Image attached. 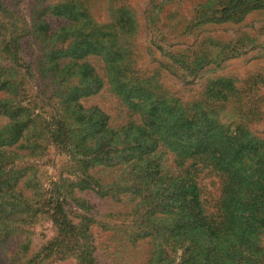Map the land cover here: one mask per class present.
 <instances>
[{
	"label": "rangeland",
	"instance_id": "1",
	"mask_svg": "<svg viewBox=\"0 0 264 264\" xmlns=\"http://www.w3.org/2000/svg\"><path fill=\"white\" fill-rule=\"evenodd\" d=\"M0 2L6 9L3 12L0 8V55L6 51L5 46L13 47L10 54L7 51L8 60L0 56V64L6 65L10 79L17 80L16 86L21 91V96H12L13 104H29L33 113L41 114L47 122L45 127L38 122L35 129L40 133L59 127L62 95L56 91L74 86L95 89V83L82 77L84 63L104 77L105 85L83 98L82 104L108 113L112 127L125 124L133 113L112 94L108 82L116 48H120L125 74L132 79H148L150 97L155 100L167 94L174 101L188 103L196 119L205 116L213 123L208 137L233 141L234 147L231 143L227 145L240 152L237 168L241 178L227 181V185H233L227 190L234 192L226 190V194L231 199L230 211L244 219V226L248 227L246 238L239 239L241 231H232L231 227L208 237L197 230L179 233L158 223L160 211L142 212L144 225L154 229L134 237L130 233L140 227V222L138 227L134 223L138 218L134 204L127 201V206L122 205L113 201L117 197L100 196L87 190L78 195L90 199L96 207L97 219L107 224L104 228L95 224L93 229L98 264H248L251 263L248 257L253 255L257 259L254 264H264V178L257 174L260 158L264 160V9L250 11L239 21L217 23L198 13L202 9L211 12L218 3L216 0ZM120 17L125 20L121 21ZM43 21L50 24V37L43 34ZM115 30L120 32L119 36L114 35ZM112 41L116 43L115 48ZM88 43L92 45L90 53H72ZM15 49L26 63L16 60L12 54ZM55 51L67 52L69 56L60 59L58 79L50 83L42 79L37 66L40 67L38 61L44 53ZM13 64L21 65L28 74L20 77ZM30 71L33 76L29 75ZM40 89L46 90V95L38 94ZM7 122L6 118L0 125ZM197 125L203 127L200 122ZM46 139L48 146L35 149L44 154L38 163V174L46 181L47 189H55L66 157L74 150L71 146L57 149L47 135ZM14 149L15 146L10 148ZM201 168L198 179L204 191L206 215L209 220L219 221L226 178L224 182L211 166ZM237 192L239 199H236ZM131 193L134 194L132 189ZM132 194L122 199H140ZM41 227L37 229L36 239L43 242L52 237L53 231L50 222ZM11 247L16 250L15 245ZM12 252L0 250V264H13L9 260ZM54 264L76 262L70 259Z\"/></svg>",
	"mask_w": 264,
	"mask_h": 264
},
{
	"label": "trees",
	"instance_id": "2",
	"mask_svg": "<svg viewBox=\"0 0 264 264\" xmlns=\"http://www.w3.org/2000/svg\"><path fill=\"white\" fill-rule=\"evenodd\" d=\"M216 1L218 3L211 12L202 9L198 13L207 20L220 23L239 21L250 11L264 9V0ZM0 8L6 12L1 2ZM57 13L63 15L60 11ZM43 23L44 36L50 37V24ZM97 34L100 36L101 32ZM119 34L115 30L114 35ZM96 43L103 45L101 41ZM112 43L115 48V41ZM91 46V43L80 45L72 53H90ZM4 49L6 51L0 56L8 60L7 51L10 54L13 47L7 45ZM12 54L17 61L26 63L16 49ZM115 55L108 82L112 94L133 113L125 124L112 127L108 113L99 107L86 108L82 104L83 98L95 94L105 85L104 77L84 63L81 64L82 77L95 83V89L74 86L56 91L62 95L59 127L54 131L45 129L44 134L35 129L38 122L44 127L47 123L41 114L33 113L29 104H13L12 96H21V91L16 86L17 80L10 79L6 65L0 64V122L8 119L4 126L0 125V250L12 252L11 246H16L9 257L13 264H54L70 259L76 264H98L93 229L95 224L103 228L107 224L97 219L96 207L91 200L78 195L87 190L100 196L117 197L113 201L122 202V205L127 206V201L133 203V210L138 213L134 223L138 227L140 222V227L130 233L134 237L154 229V226L148 229L144 225L141 213L160 211L162 216L158 217V223L179 233L197 230L208 237L231 227L232 231H241L239 239L246 238L248 227L244 226V219L230 211L228 203L231 199H227L226 194L233 186L227 185V181L241 178L237 168L240 152L227 145L233 146L234 142L222 137H208L213 123L205 116L196 119L188 103L174 101L167 94L154 100L150 97L149 80L128 77L120 48H116ZM67 56V52L44 53L38 61L40 67L37 66L42 79L50 83L57 80L56 72L62 65L60 59ZM13 65L20 77L28 74L21 65ZM29 75H32L31 71ZM46 86L51 87L49 83ZM37 93L46 95V90L40 89ZM197 122L204 128L198 127ZM46 135L55 148L71 146L74 150L66 157L55 189H47L46 181L38 174V163L44 154L35 149L48 146ZM12 146H15L14 151L10 150ZM260 160L257 174L264 178V160ZM200 166L201 170L211 166L224 182L226 178L227 186L220 198L223 213L219 221L209 220L206 215V200L198 179ZM131 194L140 199H122ZM236 199H239L238 192ZM164 217L170 218L162 221ZM48 222L52 225V237L40 242L36 239L37 229ZM256 260L254 255L249 256L251 263L248 264H254Z\"/></svg>",
	"mask_w": 264,
	"mask_h": 264
}]
</instances>
